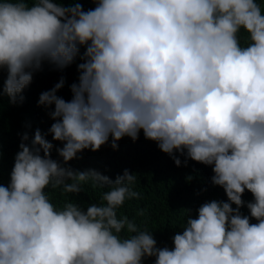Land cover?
<instances>
[{"label":"clouds","instance_id":"obj_1","mask_svg":"<svg viewBox=\"0 0 264 264\" xmlns=\"http://www.w3.org/2000/svg\"><path fill=\"white\" fill-rule=\"evenodd\" d=\"M92 2L85 10L77 0H0V99L22 103L45 62L83 61L71 100L57 95L62 78L38 102L54 106L48 131L63 144V163L39 129L31 144L24 133L10 182L0 183V264H264V0ZM141 131L177 166V152L211 166L227 196L200 205L195 218L188 210L171 248L118 216L140 199L136 174L113 180L66 166ZM89 182L106 190L86 209L58 208L46 192L79 195Z\"/></svg>","mask_w":264,"mask_h":264},{"label":"trees","instance_id":"obj_2","mask_svg":"<svg viewBox=\"0 0 264 264\" xmlns=\"http://www.w3.org/2000/svg\"><path fill=\"white\" fill-rule=\"evenodd\" d=\"M65 6L71 5V0H63ZM85 10L95 7L92 0H77ZM241 41L247 39V33H240ZM84 49L81 48V54ZM79 57L68 67L58 69L47 62L42 70L33 74L32 83L23 91L24 101L13 105L9 98L0 99V183L7 186L10 182V173L14 166L15 156L20 150L24 133L29 135L27 143L31 144L35 131L39 129L45 138L54 144L51 150L53 159L63 163L56 148L62 147L59 141H53L49 134V128L55 122L50 112L54 106L39 105L41 93L51 90L63 78L64 86L58 90L57 95L65 100H71L70 86L78 83L79 71L77 65L81 63ZM7 78L6 70L0 74V89ZM109 142L99 151L84 150L79 153L82 159H74L68 165L74 170L85 171L96 169L102 174L115 180L117 175H123L125 170L136 174V183L133 190L141 194L140 199L126 201L124 206L118 209V216H128L134 220L140 230L151 229L156 237L158 247H173L172 237L182 231L183 225L189 215L196 217L197 209L205 202L211 200L227 201L224 189L215 186L211 182L214 175L211 166L198 163L186 156L176 153L181 159V166H177L174 160L161 151L157 142L144 137L140 132L139 139L133 141L130 137H124L118 141V149L111 147ZM187 160L185 165L184 161ZM106 189L94 188L91 183L83 186L79 194H63L59 189H46L51 202L58 208L65 201H73L81 207L91 203H99L101 193ZM243 200L247 203L253 200L250 192L246 191ZM233 207H236L233 205ZM143 210V215L139 212ZM241 212L249 215L247 207ZM253 223L256 221L253 219ZM155 258L146 257L143 264H154Z\"/></svg>","mask_w":264,"mask_h":264}]
</instances>
